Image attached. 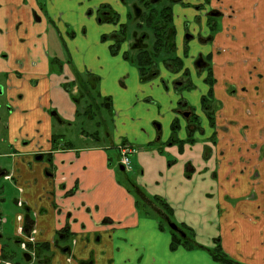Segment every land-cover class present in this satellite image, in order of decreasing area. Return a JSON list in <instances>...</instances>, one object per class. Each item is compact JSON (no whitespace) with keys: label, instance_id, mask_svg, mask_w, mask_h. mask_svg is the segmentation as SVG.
Segmentation results:
<instances>
[{"label":"crops","instance_id":"crops-1","mask_svg":"<svg viewBox=\"0 0 264 264\" xmlns=\"http://www.w3.org/2000/svg\"><path fill=\"white\" fill-rule=\"evenodd\" d=\"M223 2L232 15L223 19V32L214 43V50L220 51L214 57L216 90L230 79L235 62L241 64L239 55L252 59L259 66L257 73H264V0ZM105 3L126 22V8L118 0H0L1 96L10 107L4 119L6 147L0 148V174L9 186L0 191V214L12 215L14 238L24 225L27 231L33 229L38 245H49L51 264H219L203 249L188 252L180 247L172 252L170 233L138 214L124 186L128 176L110 158L112 149L120 157L119 145L125 142L134 150L140 146L132 155L140 168L133 181L149 196L164 198L177 223L195 231L198 244L214 248L220 238L231 258L264 264V93L257 87L262 82L246 72L247 91L217 92L227 105L217 114L215 144L214 130L204 118L205 132L197 134L195 145H184L181 153L177 146L165 147L180 95L169 93L161 81L138 83L139 73L123 52L112 53L113 42L102 36L119 26L101 25L95 13L87 14ZM178 11L179 26L194 24L195 12ZM69 30L75 32L72 39ZM56 59L63 63V76L52 71ZM69 60L78 71L101 78V94L115 96L112 146H98L82 132L78 144L64 137L54 141L69 125L57 124L51 110L66 122H77L76 105L62 86L74 79ZM133 74L134 93L127 87ZM199 87L186 94L197 107L208 90L203 82ZM150 95L164 97L163 111L149 106ZM237 95L247 111L236 103L233 108ZM151 111L155 115L145 121ZM158 118L164 119V132L160 124L152 127V119ZM185 127L182 123L181 140L187 138ZM158 137L164 147H153ZM7 225L0 233V249Z\"/></svg>","mask_w":264,"mask_h":264},{"label":"flooded vegetation","instance_id":"flooded-vegetation-1","mask_svg":"<svg viewBox=\"0 0 264 264\" xmlns=\"http://www.w3.org/2000/svg\"><path fill=\"white\" fill-rule=\"evenodd\" d=\"M118 1L120 5L126 8V22L125 23H122V19L120 18L122 17L121 13L118 10H116L111 3H105L104 5L102 4L101 6L97 8L96 11L89 9L87 11V14L88 16L92 17V15L95 13L96 19L98 23L101 25L110 24L114 26H119L118 30L115 31L113 34L109 36L107 35L102 36V40L103 41L111 40L113 42L111 46L112 53L115 56H117L123 52V58L129 63L131 62L136 63L140 55H142L145 52L149 54L154 52L156 42H157L156 29H155L156 25L158 26L157 23L160 21V18L164 16L165 14L167 15V13L170 11H171L170 16H172V26L174 30V43H175V51L173 54H175L179 48L177 47V43H176L177 30L173 24L175 16H177L176 10H179L178 12H181V11L184 12L186 10H191L192 12L196 13L195 14L196 17L193 21L194 22L193 28L197 32L195 35H193V37L191 36V39L188 38L187 36L186 44L184 45L186 48V51H188L187 47L189 45L190 40H193L194 38H196V40L199 41L198 44H200L202 47H205L206 45L210 47V51H207L208 53L202 50L198 54H193L191 56V60L193 61L192 68L194 69V66L196 67V75H195L196 78L200 79L208 87L207 93L201 97V102L198 107L196 105H193L192 102L189 100V98L183 94V92L179 93V91L177 90L178 86L186 87L187 94H191L192 92L196 90H200L199 86L194 87L191 84V81H192V78L190 77L192 75L191 69L185 68L184 61L179 57H176V58H179L182 61L181 67H178L176 63L171 61V59L169 60V63H166L168 61L164 60L165 62L164 65L167 66L170 70H172V72L174 71L175 72V73L173 72L174 74L178 75V77H176L177 79L174 81L175 89L173 90L175 93L180 95V99L178 100V103L174 109V113L176 115L174 122H177L178 123L177 125L179 127L177 130L178 139L181 140L179 138V134L182 130V123H183L185 124L186 126L185 128L187 131V138L185 139V141L190 138H192L195 141V143L193 144L184 143V145H188V144L195 145L196 142L198 141L196 140L197 134L201 136L204 135L205 130L203 128V120L204 118H206L210 125L209 127L214 130V133L211 138V142L215 144L217 140V132H216L217 114L219 111L221 112V110L224 107V104L222 100L219 98V94L217 92H219L222 89L224 91H228L229 95H236L239 92L238 91L239 89H240V92L247 91V88H245L246 86L244 87L243 82L241 83L242 85L240 87L234 88L230 86L228 81L220 85L221 89L216 90V85L218 83V80L216 79L217 76L214 75V57H215V54L218 52L220 53V51L216 52L214 50L215 48L214 43L218 35H220L223 32V19L227 16V14H229L230 16L232 15L230 13H226L227 9H225V3L223 2V0H215L217 1L216 6L213 3L215 2L214 0H201L197 3H195L193 0H137V3L132 4L131 6L128 4L127 0H118ZM113 14H115L117 17L115 22H111V20H109L111 15ZM150 19L152 20L151 22H149ZM37 20L40 21V18L37 17ZM131 25L135 29H133V34L130 37L129 30H130ZM184 26L186 27L187 32H188L190 28L189 27L190 23H186L184 24ZM145 29H148V31H146ZM150 32L153 34V38H154V40H152L151 45H149L147 42L150 40ZM74 36H75V32L73 30H69L68 37L72 39L74 38ZM124 48H126V51H124ZM163 54H165V52H163ZM160 58L161 56L159 55V57L155 59V65H154L155 67H153V69L151 70L153 72L150 73V75L152 74L151 77L149 76V73L147 74V76H149L148 80H154V79L161 78V70L158 69V65H157L158 59ZM69 61L70 62L68 64L71 68L70 70H72L74 79L72 81L66 80V82H63V85H62L63 89L69 94L72 101L76 105L77 110H78V104L82 106L81 113H80L82 117H87L88 121H93L95 120V113H96V118H97V114L100 113L101 110H103V108L100 106V104L102 103V98H110V97L108 96L103 97L101 95V78L98 75L90 72L89 70L80 72L78 71L74 63L71 60ZM52 67L54 69L52 71H54L55 74L57 73L59 76L64 75V67H63V63L61 62V60H58V59L54 60L52 63ZM257 74L258 73H255L251 76L253 77L256 75V78H257L258 77ZM87 75L97 77L100 80L99 84L97 85V89L95 91H92V94H88V93L86 94L84 90V85L81 83L82 80L87 79ZM168 82L169 81L166 82L164 79L161 80L163 87L166 90L170 91ZM92 89H94L93 86H92ZM3 92H4V87L2 83H0V95H2ZM91 96H94V97H91ZM96 96H100V98ZM88 97H91V98H88ZM204 97L207 98L208 100L207 109L209 108V110H207L206 107L203 105ZM7 104H8V101H7ZM113 105L114 104L112 102V105H111L113 107L112 114L114 112ZM9 109L10 107L8 104V111H10ZM77 110H76V120L79 122L83 118L77 116ZM85 112H90V115L85 116L84 115ZM210 112L212 113L214 125L211 124V118L209 116ZM50 115L53 117V119L56 121L57 124L59 123L62 125H69V126L73 125L72 123L64 121L58 115L57 111L54 109L50 111ZM114 116H115V113H114ZM103 123H104V120L102 122L100 121L98 123V126L100 127V125H102ZM82 133L85 135H88L92 139V142L98 146H100L101 143H103L102 138L98 131L93 132V133L82 131ZM107 136L111 138V135L109 133L107 134ZM62 137L66 138L64 134H61L59 136L57 135L53 136L55 142H57L58 138H62ZM157 141H160L161 143L160 137L157 138ZM170 141H171V138L168 140L167 144H165V147L177 146L178 148H180L179 145H176V144L173 145L172 143H170ZM181 141H184V140H181ZM122 146H129V144L122 142L119 145V147H122ZM119 147L117 146V148ZM183 150H184V146H183ZM181 152L183 151H180V153ZM41 157L42 155H38L37 158L39 159ZM174 161L176 162V159H174ZM1 177L2 176L0 174V178ZM6 178L10 179L9 176H7ZM20 207H23V205L21 204ZM8 221L9 219L7 218V222ZM7 222L5 226L7 225ZM19 233L20 234L18 235L20 236L19 238H15V241L24 252V259H23L25 261L24 264H37L38 262L37 248L39 245L34 238L35 231L33 229H30V231H27L24 225L20 228ZM23 245H25V247H23ZM5 247L6 246L4 245V248ZM2 250H3V247H1L0 249L1 254H3ZM227 256L234 262L244 264L242 262H239L231 258L229 255ZM48 257H49L48 258L49 261L45 262L44 264H51V261H52L51 254H49ZM6 263L15 264L11 262L10 260L3 259L1 255L0 264H6ZM16 264H19V263H16ZM82 264H92V262H87V263L84 262Z\"/></svg>","mask_w":264,"mask_h":264},{"label":"rangeland","instance_id":"rangeland-1","mask_svg":"<svg viewBox=\"0 0 264 264\" xmlns=\"http://www.w3.org/2000/svg\"><path fill=\"white\" fill-rule=\"evenodd\" d=\"M127 2L131 6L132 4L137 3V0H127ZM173 24L177 30L176 43H177V47H179V48L175 54H173V55L162 54L161 58L158 59L157 65H158V69L161 70V78L154 79V80L142 81L143 79L140 76L139 68H138L137 64L134 62L130 63L131 64L130 66L134 70H136V72L139 73L138 83H140L144 86H151L153 83H156L157 81L160 82L162 79H164L166 82L169 81L168 82V86L170 89L169 93H173L172 91L175 89L174 81L177 79L176 77H178V75L174 74L175 73L174 71H173L174 72L173 73L172 70H170L167 66L164 65L165 64L164 60L168 61L166 63H169V60L172 57L173 58H175V57L181 58L184 61L185 68L191 69V73H192V75L190 76L192 78L191 84L194 87L200 86V85H202V82L200 79H197L195 76L196 75V67L194 66V69L192 68L193 67V61L191 60V56L193 54H198L202 50H204L206 52L208 49L207 45L205 47H202L200 44H198L199 41H197L196 38H194L193 40H190L189 45L187 47L188 51H186V48L184 45L186 44L187 36H188V38L191 39V36L193 37V35L196 34V32L193 28L194 24L190 21V26H189L190 28H189L188 32H187V29L184 25L179 26L178 18L176 20L174 19ZM133 29H135V28H133L131 25L130 30H129V36L130 37L133 34ZM145 30L148 31V29H145ZM152 40H154V38H153V34L150 32V40L147 41L149 45L152 44ZM239 58L241 59V64L239 65V61H236L234 66L232 68H230V73L232 74V76L230 75V79L228 80V83L230 84L231 87H234V88H237L238 86H240V84L242 82H246L245 77H244V74H246V72L248 73L247 75H253V74L257 73V71L259 70V66L257 64L256 65L254 64L256 62H254L252 59H247L244 54L239 55ZM257 75L259 77L257 79L260 82H262V84L260 86H257V87L260 91H262L264 93V73H258ZM135 79H136V77L133 74L127 81V87L133 93L136 91V89H135L136 88L135 87L136 86V84H135L136 80ZM177 90L179 91V93L183 92V94L186 96V94H187V92H186L187 88L186 87L178 86ZM101 93H102V89H101ZM219 94H221L220 91H219ZM101 95L103 97H105L104 94H101ZM110 95H112V97H110ZM107 96L111 98V100L114 104L113 106L116 109L115 104L117 101H116L115 96L112 93H107ZM234 98L235 99L232 101L233 108H235V103H236L237 108H239V110H241V108L242 109L244 108L245 111H247L246 110L247 107L245 105H243L242 103H240L239 96L237 95ZM192 100L196 101V98L193 96ZM221 100H222L224 106L227 105V100H224L223 98H221ZM148 101L150 104L149 106L156 108L157 111H163V109L167 106L166 102L164 101V97L162 95H158V96L150 95ZM169 101L172 102V100H169ZM177 103H178V101L176 102V105H177ZM7 113H8V104H7L6 96L0 95V119H1V122H0V148L6 147L5 140L7 139L6 138L7 137V129H6L7 125H6V123H4V119L6 118ZM154 115H155V112H153V111L149 112V115L146 116L147 118L145 119V121H149V119L151 117H153ZM80 117L83 119H81L79 122L77 121L74 125H72V127H65L64 130L60 132L66 136L68 141H71V143L74 142L75 144H78L79 143L78 138H79L82 131L83 132L86 131V132H90V133L98 131L101 138H102V142H103V143H101V145L112 146L111 139H112V135H114L113 130L115 128L114 112L112 114L111 112L103 109V110H101L100 113L97 114V118H96V113H95V120H93V121H88V118L82 117V115ZM103 120H104V123L102 125H100V127H99L98 123L100 121L102 122ZM174 121H175V118L170 123L169 128H171V129L169 130V139L172 138V135H173L172 125H173ZM156 124L158 126L161 125V127H162L161 129L164 132V127H163L164 119H159V118L158 119H152V127L153 128H155ZM142 128L145 129L144 126H142ZM146 128H148V126H146ZM108 133L111 135V138H109L107 136ZM159 145H160V147H164V145L160 142L153 144V147H155V146L157 147ZM134 147L136 149V152H137V148H140V146H137V145H134ZM132 155L133 154L130 155L131 169H128L127 173H125V174L127 176H129L130 178H132V180H136L140 168L138 166H136L137 164H136L135 158H137V157L136 156L133 157ZM110 158L112 159L113 166L116 169L117 168L119 169V167L121 165L120 164V157H118V155L115 153V149H112V152L110 153ZM2 161H3V159H2ZM172 163H173V161H172ZM0 167H2V164H0ZM191 174H192V172H191ZM8 186H9V184L4 180L3 177H1L0 178V191L3 189H7ZM4 213H5V215H4L5 217L8 216V218H9L10 216H12L8 212L4 211ZM141 217L142 218H148V217H145L142 215H141ZM149 218H151L157 222V219L155 217H149ZM174 222L177 223L176 219H174ZM8 223L9 224L7 225V228H6V235H5V238L3 239L2 243H4V245L6 246L5 248L7 249V251L11 255H13V257L11 258L10 261H12L13 263L18 262L20 264H24V262H25L23 260L24 259V252L20 248V246L16 243L15 238L13 236L14 226H13V222H12L11 217L9 218ZM176 223H174V224H176ZM178 225H180V224H178ZM166 232H169V231H166ZM196 242H197V240H196ZM197 250H200V249H197Z\"/></svg>","mask_w":264,"mask_h":264},{"label":"trees","instance_id":"trees-1","mask_svg":"<svg viewBox=\"0 0 264 264\" xmlns=\"http://www.w3.org/2000/svg\"><path fill=\"white\" fill-rule=\"evenodd\" d=\"M170 12H168L167 15L165 14L164 16H162L160 18V21L157 23L158 26L156 25L155 29H156L157 42H156L154 52L151 54L145 52L142 55H140V57L137 59L136 64L142 76V79H143L142 81L144 80L147 81L148 77L149 76L151 77L152 74L150 75V73L153 72L151 70L153 69V67H155L154 66L155 59L159 57V55L161 56L163 52H165V54L167 55L168 54L173 55L175 51L174 30L172 26V16H170L171 15ZM116 19H117L116 15L113 14L111 15L109 20H111V22H115ZM151 21L152 20L150 19L149 22ZM171 61L176 63L178 67H181L182 65V61L179 58L172 57ZM148 73H149V76H147ZM99 81H100L99 78L93 77L91 75H87V79H84L81 82L84 85L85 93L92 94V91H95L97 89V85L99 84ZM92 86L94 87V89H92ZM91 97H94V96H91ZM91 97H88V98H91ZM96 97L100 98V96H96ZM111 105H112L111 98H102V103L100 104V106L103 109L112 113L113 107ZM203 105L207 109L208 100L205 97L203 99ZM81 107L82 106L78 104V110H77L78 117L81 116L80 114ZM207 110H209V108ZM84 115L88 116L90 115V112H85ZM209 116L211 118V124L214 125L211 112L209 113ZM177 124H178L177 122H174L172 126L173 135H172L170 143H172L173 145L174 144L179 145L180 151H183L184 143L193 144L195 143V141L192 138L186 141L179 140L177 137V130L179 127ZM160 153H163V151L160 150ZM173 163H175V161H173ZM173 163L171 161L169 165ZM125 173L126 172H124V174ZM124 186L127 188L128 193H130L134 197L135 207H136L138 214L140 216L142 215L148 218L155 217L157 219L159 229L161 231H169L171 238H172L171 244H170V249L172 252L177 251L180 247L184 248L185 250H188V252L197 250V249H200V250L203 249V250H206L212 257V259L219 264H240V263L232 261L226 255V253L224 252L222 248L220 238L215 240L214 248H205L199 245L196 242V233L193 229L188 228L186 225H178L176 222H174V219H175L174 210L164 198L159 197V196H153V197L149 196L146 190L140 185H138L136 182H134L129 176L127 177V181L124 183ZM171 223H176V225H178L182 233L176 232V230L175 231L172 230L169 226ZM64 232L67 233L68 230H65ZM183 234L185 235V237L182 236ZM68 238H71V235H68ZM2 252H3L2 257L5 260L8 258L7 255H10L9 257L10 259L13 257V255H11L7 251V249L4 247H3ZM49 254H50V247L48 244L39 245L37 248V258H38L37 264H44L45 262L49 261L48 259Z\"/></svg>","mask_w":264,"mask_h":264},{"label":"built area","instance_id":"built-area-1","mask_svg":"<svg viewBox=\"0 0 264 264\" xmlns=\"http://www.w3.org/2000/svg\"><path fill=\"white\" fill-rule=\"evenodd\" d=\"M120 151H121V160L120 163L122 164V166H124V168H126V170L131 169V161H130V155L131 154H135L136 150H134V148H132V146H122L120 147ZM7 222V218L0 214V232L3 230L5 224ZM23 247H25V245H23ZM6 264H11V263H6Z\"/></svg>","mask_w":264,"mask_h":264},{"label":"water","instance_id":"water-1","mask_svg":"<svg viewBox=\"0 0 264 264\" xmlns=\"http://www.w3.org/2000/svg\"><path fill=\"white\" fill-rule=\"evenodd\" d=\"M120 170L122 171V172H125L126 171V169L124 168V166L122 167V166H120ZM170 228L172 229V230H176V232H181V230L179 229V227L176 225V224H174V223H171L170 224ZM182 233V232H181ZM183 237H185V235L183 234L182 235Z\"/></svg>","mask_w":264,"mask_h":264}]
</instances>
